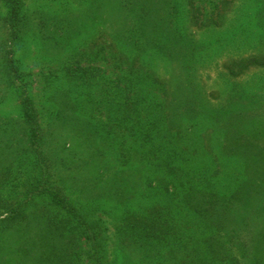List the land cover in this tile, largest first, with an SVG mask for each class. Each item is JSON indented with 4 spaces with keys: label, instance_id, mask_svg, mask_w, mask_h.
<instances>
[{
    "label": "trees",
    "instance_id": "1",
    "mask_svg": "<svg viewBox=\"0 0 264 264\" xmlns=\"http://www.w3.org/2000/svg\"><path fill=\"white\" fill-rule=\"evenodd\" d=\"M0 4V102L14 94L18 109V117L0 114V264H264V103L238 82L264 69V52L216 62L223 90L213 102L199 40L238 5V20L254 8L264 21V0H217L208 11L197 0H83L52 15L26 10L23 0ZM28 37L51 54L90 37L120 73L127 67L105 94L139 148L135 162L126 154V168L109 164L97 143L109 145L113 131L74 114L71 87L54 92L43 124L14 57ZM146 53L171 71L161 81L147 72L159 98L140 107L129 76L143 71ZM62 73L85 84L102 70L72 59ZM120 144L130 152L126 135ZM104 204L123 208L111 235L97 216Z\"/></svg>",
    "mask_w": 264,
    "mask_h": 264
},
{
    "label": "rangeland",
    "instance_id": "2",
    "mask_svg": "<svg viewBox=\"0 0 264 264\" xmlns=\"http://www.w3.org/2000/svg\"><path fill=\"white\" fill-rule=\"evenodd\" d=\"M83 0H23L26 10H38L42 12L52 14L65 13L71 9H77L81 6ZM217 0H197V4L204 10L208 11L215 5ZM241 0H239L240 2ZM238 7L235 6L227 17V22L223 27L216 29H205L199 35V40L204 44V51L206 53V60L210 61L208 66H204L200 70V76L207 84V91L212 94L213 102H220V94L223 90L222 84L215 82L218 74L216 69V62H224L226 59L237 56H247L250 53L264 52V21L257 20L255 17V9H244L241 14V21L238 20L237 11ZM0 15H4V8L0 4ZM1 28V20H0ZM91 35L94 30L89 27ZM1 37V34H0ZM91 37V36H90ZM87 43L84 41H78L72 43L68 48L62 49L59 53L51 54V51H46L37 38L28 37L25 43L19 47L15 52L14 57L17 59L19 66L23 73V81L28 84L30 95L39 110L40 118L45 125L50 122L49 116L53 112L55 106L52 96L54 92L63 89L72 88L71 102L75 105L74 114L82 120H86L101 130L100 125L108 123L110 129L113 131L109 135V145L104 141H99L97 148L102 151H106V157L109 158L111 166L118 167V169L126 168L124 165V155H131L129 164L135 162L134 152L139 150L138 147H134L131 141L132 135L123 130L124 128H118L114 122V109L110 98L106 97L108 91H105L108 80L122 78V73H126L127 67L122 68V73L119 72V68L114 60L106 57V50L92 49L89 45V39ZM225 39V40H224ZM222 40H224L222 42ZM222 42L221 47L218 43ZM207 44V45H206ZM260 46H257V45ZM257 47V48H256ZM72 59H78L79 64L82 66H94L99 67L102 70L100 77L94 81L88 83H72L69 84L68 80L62 78V67L70 62ZM140 67L143 71H136L133 75L129 76L133 81V95L131 96V103H139L140 107H146L145 104L153 103L159 98V92L157 91V84H152L149 74L152 71L153 77L159 81L166 79L170 74L169 62L159 55L154 53H146L141 57ZM145 71V72H144ZM147 72L149 74H147ZM177 79H181L177 76ZM238 82L243 85L247 92H260L257 94L261 96L262 103H264V69L250 68L246 74ZM118 101L117 98L113 100L114 104ZM137 106V105H136ZM68 113V111H67ZM0 114L5 116L18 117V109L15 100V95L12 94L8 99L0 102ZM145 112L136 115L140 122L147 129L150 122L146 121L144 117ZM113 116V117H112ZM102 127V126H101ZM151 128V127H150ZM124 135L127 137V146H131L130 152L125 151L126 146H121L120 142L124 140ZM117 136V137H116ZM99 149V150H100ZM24 169L21 170L23 173ZM25 173L22 178H25ZM119 209V210H118ZM101 211L98 213L100 218L106 225L107 234L113 233L112 226L117 224L119 220V214L123 212V208L113 205L104 204L101 206ZM118 211H121L118 213ZM30 264L27 258L24 262Z\"/></svg>",
    "mask_w": 264,
    "mask_h": 264
}]
</instances>
